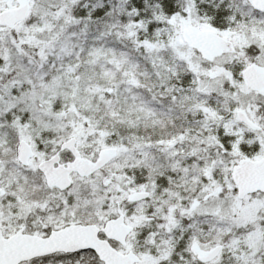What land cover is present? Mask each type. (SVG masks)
I'll return each instance as SVG.
<instances>
[{
    "label": "snow or ice",
    "instance_id": "1",
    "mask_svg": "<svg viewBox=\"0 0 264 264\" xmlns=\"http://www.w3.org/2000/svg\"><path fill=\"white\" fill-rule=\"evenodd\" d=\"M0 264H264V0H0Z\"/></svg>",
    "mask_w": 264,
    "mask_h": 264
}]
</instances>
